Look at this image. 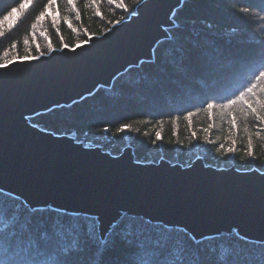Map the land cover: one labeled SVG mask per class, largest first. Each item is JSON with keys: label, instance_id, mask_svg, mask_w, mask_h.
Masks as SVG:
<instances>
[{"label": "trees", "instance_id": "16d2710c", "mask_svg": "<svg viewBox=\"0 0 264 264\" xmlns=\"http://www.w3.org/2000/svg\"><path fill=\"white\" fill-rule=\"evenodd\" d=\"M143 1L0 0V64L84 44L128 20ZM173 22L152 61L30 123L113 156L130 148L144 164L188 167L199 158L216 169L263 172L264 121L250 99L229 98L250 82V95L264 98V78H252L264 67V0H184ZM254 106L264 115V106ZM0 229L31 244L37 264H264V243L235 233L194 241L182 229L130 216L111 228L104 249L94 217L32 210L2 191Z\"/></svg>", "mask_w": 264, "mask_h": 264}, {"label": "water", "instance_id": "95a60500", "mask_svg": "<svg viewBox=\"0 0 264 264\" xmlns=\"http://www.w3.org/2000/svg\"><path fill=\"white\" fill-rule=\"evenodd\" d=\"M183 2L144 0L99 37L0 68V191L32 210L94 217L99 236L130 216L182 229L194 241L235 233L264 243V171L216 169L199 158L188 167L144 164L130 148L113 156L30 123L152 61Z\"/></svg>", "mask_w": 264, "mask_h": 264}, {"label": "snow or ice", "instance_id": "6c2138e0", "mask_svg": "<svg viewBox=\"0 0 264 264\" xmlns=\"http://www.w3.org/2000/svg\"><path fill=\"white\" fill-rule=\"evenodd\" d=\"M71 3L72 0H69ZM16 9H12V12H15ZM11 63V62H9ZM5 67V65L0 64V68ZM254 80H260L264 78V67L258 69L252 77ZM256 85L250 82L249 85H246L240 92L236 95V97L229 98V104H236L239 102H244L246 99H250L252 101L251 104L248 105L251 112L256 116L258 121H264V115H261L259 111L254 106L255 104H261L264 106V98L257 100L255 97L250 94L253 93ZM228 105H224L227 107ZM208 107H212V105H208ZM129 127L128 125H124L119 131H124ZM104 131H108L105 129ZM157 139H161L160 133L156 134ZM229 151H232L229 149ZM96 242L98 247H102L106 249L111 240L107 235L96 237ZM0 264H37L36 253L33 250L31 244L27 247L23 246V244L17 239L15 231L11 230H2L0 229Z\"/></svg>", "mask_w": 264, "mask_h": 264}]
</instances>
